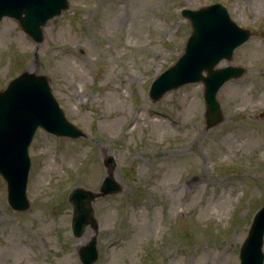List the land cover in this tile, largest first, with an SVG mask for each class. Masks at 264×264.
Wrapping results in <instances>:
<instances>
[{
    "label": "rangeland",
    "instance_id": "1",
    "mask_svg": "<svg viewBox=\"0 0 264 264\" xmlns=\"http://www.w3.org/2000/svg\"><path fill=\"white\" fill-rule=\"evenodd\" d=\"M216 2L252 34L216 66L246 72L220 87L223 117L210 127L202 81L157 100L150 90L192 32L181 10ZM43 31L38 43L0 20V90L25 70L48 76L86 135L36 129L25 210L10 206L0 173V264H82L93 237L94 264H239L264 204V0H69ZM110 169L122 192L96 197L98 227L75 236L71 192H98Z\"/></svg>",
    "mask_w": 264,
    "mask_h": 264
},
{
    "label": "water",
    "instance_id": "2",
    "mask_svg": "<svg viewBox=\"0 0 264 264\" xmlns=\"http://www.w3.org/2000/svg\"><path fill=\"white\" fill-rule=\"evenodd\" d=\"M69 7L68 0H0V20L7 15L15 18L35 41H43V26L50 18ZM182 15L191 21L184 53L153 82L150 95L157 100L173 88L190 82L204 83L207 125L222 120L219 88L228 80L240 77L245 67H216L223 58L231 59L234 49L247 41L252 32L234 21L227 7L220 2L197 9L184 8ZM206 72V74H204ZM43 127L58 136H85L82 129L66 116L53 94L48 76L23 71L0 90V173L7 181L8 202L16 210H25L30 202L26 194L31 160L28 153L34 133ZM111 156L105 164L109 166ZM120 184L110 174L100 191L77 187L70 194L74 208L72 228L81 236L88 224L97 227L93 200L100 195L117 193ZM264 204L256 211L248 234L240 248V264H264ZM83 264H93L98 258L97 238L79 250Z\"/></svg>",
    "mask_w": 264,
    "mask_h": 264
},
{
    "label": "bare ground",
    "instance_id": "3",
    "mask_svg": "<svg viewBox=\"0 0 264 264\" xmlns=\"http://www.w3.org/2000/svg\"><path fill=\"white\" fill-rule=\"evenodd\" d=\"M238 141H243L245 142V144H248L249 142V134L248 133H242V134H239L238 138H237ZM85 239H82V241H84Z\"/></svg>",
    "mask_w": 264,
    "mask_h": 264
}]
</instances>
